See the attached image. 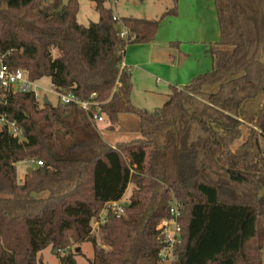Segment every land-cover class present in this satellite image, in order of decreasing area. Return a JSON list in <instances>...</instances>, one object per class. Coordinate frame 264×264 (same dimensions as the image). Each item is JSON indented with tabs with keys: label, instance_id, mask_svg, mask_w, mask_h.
<instances>
[{
	"label": "trees",
	"instance_id": "trees-1",
	"mask_svg": "<svg viewBox=\"0 0 264 264\" xmlns=\"http://www.w3.org/2000/svg\"><path fill=\"white\" fill-rule=\"evenodd\" d=\"M89 1L100 19L85 27L77 0H0L4 62L98 104L87 113L0 91V264H42L46 249L78 264L79 251H63L84 243L88 264H164L158 227L174 203L182 242L172 264H264V0H214L211 71L172 88L153 113L132 105L121 66L128 46L154 42L178 15V0L158 20L117 18L105 0ZM96 115L108 122L103 133ZM124 115L138 118V137L111 146L103 135ZM31 162L21 182L17 165ZM130 185L124 215L105 212Z\"/></svg>",
	"mask_w": 264,
	"mask_h": 264
},
{
	"label": "rangeland",
	"instance_id": "rangeland-1",
	"mask_svg": "<svg viewBox=\"0 0 264 264\" xmlns=\"http://www.w3.org/2000/svg\"><path fill=\"white\" fill-rule=\"evenodd\" d=\"M69 0H62L64 4H67ZM79 3L78 22L80 25L88 27L92 23H98L100 16L96 11L95 4L89 0H77ZM178 7L181 5V18L173 20L171 26L172 33L171 43L175 46L181 47L182 50H193L199 53L198 62L207 61L209 63V55L207 51L212 45L216 44L220 40L219 24L217 19V13L214 0H178ZM193 1V2H192ZM195 1L198 2L201 8V13L196 9ZM202 2V6H201ZM105 6L112 10L117 18H138L158 20L167 11L174 7V0H105ZM194 7V8H193ZM193 8V9H192ZM197 12V13H196ZM178 48V49H179ZM206 54V55H205ZM56 56V52H54ZM211 65V64H210ZM211 70L208 69L207 72ZM205 73H202V75ZM35 90L39 96L40 104L41 100L45 97L48 98L50 103L56 106L60 98L54 91L51 80L49 78H43L35 82ZM158 84L156 80L149 85L153 92L147 95H143L144 91L138 89L142 93L137 94V99L134 107L139 110L153 113L161 109L165 102L164 92H159ZM136 90V91H138ZM140 94V95H139ZM161 94V95H159ZM138 118L133 115H124L122 117L121 125L115 132L103 135L104 141L109 145H115L118 142H129L138 137ZM2 122L0 120V130L2 129ZM108 127V122L98 124V128L101 133ZM29 163H19L17 165L19 177L21 182L26 179L25 172L29 168ZM133 193V185H130L126 191L120 205L124 206L129 204L130 198ZM94 233L99 236V226H93ZM101 244V241L99 242ZM77 258L78 264H88V259L92 258L94 254L93 246L90 243H84L82 245H72L63 251V255L69 253H79ZM42 264H60L59 257L52 252L51 249H46L39 256V261Z\"/></svg>",
	"mask_w": 264,
	"mask_h": 264
},
{
	"label": "crops",
	"instance_id": "crops-1",
	"mask_svg": "<svg viewBox=\"0 0 264 264\" xmlns=\"http://www.w3.org/2000/svg\"><path fill=\"white\" fill-rule=\"evenodd\" d=\"M195 5L196 9L201 13L202 7H199L200 5L197 1H195ZM179 8L181 13V5L178 7V12ZM180 13L175 17H167L161 22L158 35L154 42L127 47L124 56V64L133 78L134 87L131 95V103L133 106L137 99L136 92L142 93L138 89L145 92L143 93L144 96L152 92L158 94V92L155 93L149 87L155 80L159 85V92L165 91V102H163L165 104L168 96L171 94L172 88L182 89L190 84L193 79L202 76V73L206 74V71H208L210 67L212 69V59L209 54V63L207 61L203 63L198 62L199 53H197V51H184L181 47L179 48V46H175L171 43L170 34L172 31H170V29H172L173 20L181 18ZM150 19L151 18L146 20ZM122 117L120 119V125Z\"/></svg>",
	"mask_w": 264,
	"mask_h": 264
},
{
	"label": "built area",
	"instance_id": "built-area-1",
	"mask_svg": "<svg viewBox=\"0 0 264 264\" xmlns=\"http://www.w3.org/2000/svg\"><path fill=\"white\" fill-rule=\"evenodd\" d=\"M120 36L122 38H127L128 32L124 30ZM4 56H0V91H3L5 94L14 93V92H33L38 102L39 96L35 90V83L29 80L28 74L23 70H12L5 62ZM122 70L127 69L125 64L123 63L121 66ZM57 93V92H56ZM58 97L60 98L59 103L61 105H77L80 109L84 110L87 113L92 111L93 107L98 106L97 103L93 102H85L77 98L75 95L72 94H62L57 93ZM41 103H44V99L41 100ZM2 124H7V122L2 118L0 119ZM94 121L97 123H103L104 118L102 116H94ZM12 128L15 127L14 124H10ZM15 134H18L16 130H14ZM30 166H34L36 163L31 162L29 163ZM38 166H41V162H37ZM112 212L118 218L124 215L123 207L120 203H112L109 204L106 208L105 212ZM182 211L177 203H174L170 208V218L163 220L158 229L161 232L165 248L161 253V259L164 264H172L175 260V253L174 248L176 245H180L181 240V233L182 229L179 224V220L181 218ZM105 214L102 215L101 220L97 222L95 225L99 226L100 223H104Z\"/></svg>",
	"mask_w": 264,
	"mask_h": 264
},
{
	"label": "water",
	"instance_id": "water-1",
	"mask_svg": "<svg viewBox=\"0 0 264 264\" xmlns=\"http://www.w3.org/2000/svg\"><path fill=\"white\" fill-rule=\"evenodd\" d=\"M51 103H50V101L48 100V98L47 97H45L44 98V105H50ZM33 171V168H29L28 170H27V173H31ZM260 198H262V195L260 196Z\"/></svg>",
	"mask_w": 264,
	"mask_h": 264
}]
</instances>
